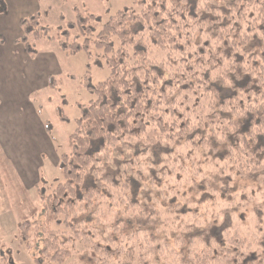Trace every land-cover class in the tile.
I'll return each mask as SVG.
<instances>
[{"label":"trees","instance_id":"trees-1","mask_svg":"<svg viewBox=\"0 0 264 264\" xmlns=\"http://www.w3.org/2000/svg\"><path fill=\"white\" fill-rule=\"evenodd\" d=\"M136 3L140 13L119 10L95 37L96 46L104 50L109 77L95 86L87 84L95 98L81 107L69 136L70 152L60 156L63 180L47 195H39L41 208L26 197L20 202L19 238L29 248L37 227L47 226L48 236L38 239V264H59L66 254L65 244L71 242L89 249L96 263L102 256H125L124 264H134V246L145 245L148 253L155 248L150 229L141 231L149 222L146 214L152 205L143 191L153 194L161 184L167 186L172 173L163 160L180 158L186 149L184 161L189 162L190 156L209 161L208 175L190 184L186 174L192 177L198 166H192V159L188 167L182 162L174 180L177 186L172 188L175 192L161 195L165 213L175 214L172 221L179 228L174 238L170 232L162 240L161 264H253L248 253L251 242L243 230L248 212L254 215L257 208L249 205L248 188L255 180L264 182V0ZM0 9H5L3 0ZM41 19L42 13L36 12L20 21V41L31 54L37 51L36 40L54 39ZM93 20L94 15L78 13L76 22L58 28L63 54L87 47ZM74 28L76 34L70 39ZM81 35L84 39L79 42ZM112 36L119 40L116 49ZM185 45L195 47L191 52ZM162 163L165 167L158 169ZM110 192L117 197L118 213L120 208H137L141 219L128 221L131 231L116 240L111 233L125 223L117 214L114 224L106 223L109 233L104 239L94 240L84 228L92 226L95 202L107 203ZM194 192L209 199L217 195L225 204L222 214L232 217L230 222L237 226L229 233L226 230L227 235L222 233L220 240L214 238L205 223L202 227L193 220L197 213L185 203ZM51 224L56 231L48 228ZM65 235L67 240H61ZM253 236L249 233L252 244ZM125 238L132 243L122 244ZM138 262L147 264L144 254ZM5 263L14 264L9 257Z\"/></svg>","mask_w":264,"mask_h":264},{"label":"rangeland","instance_id":"rangeland-1","mask_svg":"<svg viewBox=\"0 0 264 264\" xmlns=\"http://www.w3.org/2000/svg\"><path fill=\"white\" fill-rule=\"evenodd\" d=\"M136 1L137 0H36L35 3L34 0H22V2L26 3L29 9H31L28 15L37 11L42 13L41 25L49 28L51 36L54 37L53 40H36L34 42L35 49H37V51L46 49L56 52L59 51V56H61V51L56 37L58 28H67L70 22H76L78 13L95 16V21H92V32L87 47H82L72 54H63V56H61L63 58H61L60 62L62 73L53 76L48 83L49 86L36 91L31 97L33 100H36L35 105L40 112L41 119L45 122V127L48 126L50 129L53 137L55 155L59 160L62 153L70 152L69 136L76 127L77 119L81 116V107L87 105L95 98V95L91 93L87 84L95 86L98 83L104 82L109 77V68L105 62L104 50L96 46L94 42L95 37L109 17L119 10L129 9L135 14L140 13V7ZM3 4L6 7V0H3ZM0 11L3 10L0 9ZM70 33V39H72L73 35L76 34V29H71ZM83 39L84 37L82 35L78 37L79 42H82ZM112 40L114 49H116L119 45V40L116 36H112ZM19 43H21V41H19ZM185 46L189 48L191 52L193 51V47H195L194 45ZM62 116H65L66 120H63ZM182 149L183 148L180 147L178 150ZM185 151L186 149L179 154L180 158L173 157L169 160L168 158L163 160V162L166 163L167 172L172 173L171 176L167 177V186L163 187L161 184V187L154 191L153 194L152 192L143 191L144 198L146 197L147 201H151L150 204L152 205L149 206V212L146 214V217L149 218V222L146 223V227L141 231L145 233L148 228L150 229L149 231L153 238V242L151 243L155 248L154 251L148 253L149 247L147 248L145 245L134 246V264H140L138 262V256L140 255L143 257V254L145 263L161 264L160 260L164 259V257L160 256L159 250L160 246H162V240L169 236L170 232H172L170 236L174 238L175 230L179 229L172 221L175 219V214L173 212L165 213V206H162L160 201H164L161 195L165 193L169 194L171 191L175 192L172 188L177 186L174 180L178 175L177 171L181 168V163L183 162V165L188 167L192 159L195 161L192 166H198L195 170L197 173L194 172L192 177L190 173L186 174V178H191L190 182L188 181L190 184H192L193 181L198 182V177L206 173L205 168L206 165L209 164V161L200 162L197 160L198 157L195 159L193 156H190L189 162L187 160L184 161L187 157ZM46 160L48 163L46 164L40 184L37 188L29 191L25 190V194L21 191V188H18L16 178L12 172L8 169L5 170V166L0 162V264H6L5 261L7 257H9V260L14 264H38V262L35 261L36 256H40L39 252L41 251V245L38 239L42 238L43 234L48 236L50 232L45 225L37 227L36 231L33 233L32 240H30L32 245L28 248L19 238V214L17 208L25 197L37 203L36 207L38 209L41 208L42 204L39 195H47L58 182L63 180V174L60 171L59 163L58 165L55 163L53 154ZM164 163L160 164L158 169L162 170L165 167ZM7 167L10 168L8 163ZM207 171H209V169H207ZM160 173H158V177ZM205 175L208 174L206 173ZM253 183L254 184L250 185L251 187L248 188L251 190L252 197V199L249 200V205L255 204L257 208L255 209L254 215L248 212L246 222L244 223L246 227L243 233L247 235V238L250 239L251 242L248 253H250V256H252L254 260L252 261L253 264H264V182L260 183L259 180H255ZM249 184L250 183L247 182V187ZM188 188H190V186ZM188 188L185 187V189ZM110 197L107 203L104 201L95 202L91 213L93 218L92 226L84 228L85 232L91 231V237H93L94 240L98 238L104 239L106 234L109 233V231L106 230V223L109 222L114 224L117 219V214L125 220V223L119 228V232L116 231L111 233V236L116 240L121 233L128 235L126 233L131 231V224H129L128 221L133 223L132 221L141 219V212H139L137 208L133 210L129 209L128 211H125L124 208H120L118 213L117 207L114 206L117 197L112 193ZM187 199L189 200L185 203L190 207L188 209H192L197 213L195 219H193L194 216L192 214H188V216L191 215L193 220L203 225L202 227H204L205 223V226H208L214 238L220 240L222 233L227 235L234 226H237L230 222L232 217L227 219V216L222 214L221 209H223L225 204L219 201L220 199L217 195L211 196L209 199L207 195L202 196L200 193L195 194L194 192L191 193ZM211 199L213 201H210ZM118 204H120V202H118ZM151 210H154L157 215L152 214ZM193 211L191 213H193ZM38 213H40V211H38ZM132 213L140 214L134 217L131 215ZM164 215L169 216L167 218L168 220ZM156 217L157 219H155ZM38 221H43L41 216L38 217ZM126 224L127 228H124ZM49 227H51V229L55 228V231L57 229V226L54 224H51V226L48 225V228ZM226 230L228 233H225ZM249 233H254L253 237H255V243L253 244L251 240L252 237L249 238ZM61 237V240H67L66 235ZM140 237H142V235H140ZM127 241L128 245L132 243V240H127V238H125L122 240V244H125ZM115 245L119 244L115 242ZM123 247L127 246L123 245ZM65 248L66 254L61 258L59 264H102L105 262L104 260H107V263L103 264H124L123 261L125 256L120 258L102 256L101 260L99 259V263H96L93 259L94 257L92 258V255L89 253V249H85L82 244H72V242L66 243ZM145 249L146 251H144ZM3 257H5L4 260Z\"/></svg>","mask_w":264,"mask_h":264},{"label":"crops","instance_id":"crops-1","mask_svg":"<svg viewBox=\"0 0 264 264\" xmlns=\"http://www.w3.org/2000/svg\"><path fill=\"white\" fill-rule=\"evenodd\" d=\"M6 2L0 11V162L15 176L18 188L29 191L40 184L50 155L59 163L50 129L31 97L62 73L63 53L49 49L29 53L19 41L20 21L31 9L22 0Z\"/></svg>","mask_w":264,"mask_h":264}]
</instances>
